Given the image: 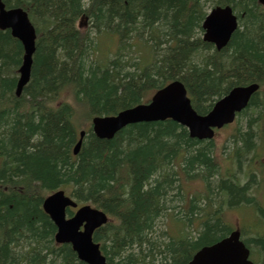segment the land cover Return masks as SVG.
<instances>
[{
	"label": "trees",
	"instance_id": "1",
	"mask_svg": "<svg viewBox=\"0 0 264 264\" xmlns=\"http://www.w3.org/2000/svg\"><path fill=\"white\" fill-rule=\"evenodd\" d=\"M1 1L26 11L36 41L30 81L16 97L23 47L0 30V264H84L69 245L54 243L42 202L57 190L108 216L93 235L106 264H187L232 231L227 210L245 207L260 223L252 236L241 234L253 263L264 264V205L251 194L256 177L258 188L264 183V7L257 0ZM216 6L230 7L238 19L220 52L201 38ZM104 36L117 41L106 63L96 45ZM175 80L200 115L233 87L259 85L237 115L249 120L231 139L236 174L219 172L211 141L189 138L170 120L130 125L111 140L91 131L93 117L145 103ZM180 172L207 188L202 208L198 197L189 199L187 221L198 220L200 230L190 238L157 236L167 203L181 199Z\"/></svg>",
	"mask_w": 264,
	"mask_h": 264
},
{
	"label": "water",
	"instance_id": "2",
	"mask_svg": "<svg viewBox=\"0 0 264 264\" xmlns=\"http://www.w3.org/2000/svg\"><path fill=\"white\" fill-rule=\"evenodd\" d=\"M264 6V0H257ZM238 28V19L230 7H215L209 11L202 23V40L212 44L217 52L223 50ZM0 30H10L24 51L15 95L20 97L29 83L33 55L35 53V30L27 14L19 8L5 9L0 1ZM259 86L233 87L216 101L205 115H198L193 108L186 89L176 80L157 90L146 104H140L111 116H96L91 120V130L96 138L111 140L124 128L138 123L164 122L170 120L184 127L191 139L209 141L215 130L232 124L236 115L244 111ZM85 132L79 134V141L73 150L76 156L82 145ZM67 208H77L63 191H57L45 198L42 209L56 228L54 242L70 245L77 259L84 264H106L99 244L93 242L95 230L105 225L107 216L90 205L80 207L71 218H66ZM250 252L240 240V233L232 231L227 237L212 245L199 249L187 264H253Z\"/></svg>",
	"mask_w": 264,
	"mask_h": 264
},
{
	"label": "rangeland",
	"instance_id": "3",
	"mask_svg": "<svg viewBox=\"0 0 264 264\" xmlns=\"http://www.w3.org/2000/svg\"><path fill=\"white\" fill-rule=\"evenodd\" d=\"M85 28L82 29L83 31L85 29L89 28L88 22H86V25L84 23ZM93 37V36H92ZM96 45L99 49V55L98 59L101 61H105V63L111 59L114 58V53L117 48V41L116 39L108 38L104 36V38H100L98 42H96ZM95 59L97 56H94ZM92 57V59H94ZM132 58H137L134 55L130 56ZM94 59V60H95ZM136 60V59H135ZM148 61V60H147ZM60 100L67 101L66 95H62L59 98ZM249 120L248 116H242L238 118L235 123L223 128L220 130L217 135L215 136L214 140L212 141V153L215 156V161L218 164L219 172L221 174L227 173L228 175L232 173H237V166H235L234 163V155L232 154L233 149V143L231 142L232 135L234 134L235 130H238V132L243 133L247 129V122ZM91 123V121H90ZM257 143V142H256ZM262 156V155H260ZM253 163L255 167V158L253 154L248 158V160ZM247 160V157H246ZM180 161V160H179ZM259 164L264 165V154L260 158ZM181 174V182H180V200H173L172 202L167 203V210L163 214V216L159 219L156 227V235L160 236L163 233H167L169 237H180V236H187V237H196L199 229V221L195 220L193 222V225L187 221L188 220V211H189V199L198 197L200 200L195 203L198 208H202L204 206V201L202 200L203 195L207 193V188L203 181L200 180H189L186 179L183 174ZM216 178V176L214 177ZM259 181V178L256 177V182ZM212 182V181H211ZM243 182V180H242ZM256 182L252 184V192L251 194L257 196V199L259 200V203L262 204L264 202V183L261 181L262 188H258L256 186ZM176 192V191H175ZM175 192L172 193L175 194ZM254 193V194H253ZM245 207V206H244ZM197 213V210H196ZM254 213V209L251 210V208H231L226 211L224 215L225 221L231 225L233 229L235 227H238L239 229L242 226V229L244 230L245 238H248L252 233V230H255L258 223V219L252 214ZM186 214V215H185ZM194 219V217H193ZM252 228V229H251ZM260 233L264 232V229H262ZM168 236H161L160 238L162 240L167 241Z\"/></svg>",
	"mask_w": 264,
	"mask_h": 264
},
{
	"label": "bare ground",
	"instance_id": "4",
	"mask_svg": "<svg viewBox=\"0 0 264 264\" xmlns=\"http://www.w3.org/2000/svg\"><path fill=\"white\" fill-rule=\"evenodd\" d=\"M77 145V144H76ZM76 145L74 146V148L76 147ZM74 148H73V150H74ZM80 149H81V147H80ZM80 149H79V151H80ZM73 152V151H72Z\"/></svg>",
	"mask_w": 264,
	"mask_h": 264
},
{
	"label": "flooded vegetation",
	"instance_id": "5",
	"mask_svg": "<svg viewBox=\"0 0 264 264\" xmlns=\"http://www.w3.org/2000/svg\"><path fill=\"white\" fill-rule=\"evenodd\" d=\"M259 205H261V206L264 205V202H262V204L259 203Z\"/></svg>",
	"mask_w": 264,
	"mask_h": 264
}]
</instances>
